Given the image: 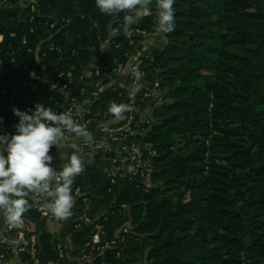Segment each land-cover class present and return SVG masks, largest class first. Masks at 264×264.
<instances>
[{
	"label": "trees",
	"instance_id": "trees-1",
	"mask_svg": "<svg viewBox=\"0 0 264 264\" xmlns=\"http://www.w3.org/2000/svg\"><path fill=\"white\" fill-rule=\"evenodd\" d=\"M8 1L16 7L21 0ZM151 7V15L135 20L130 38L111 35L117 22L95 0H38L37 11L22 17L1 12L0 79L24 90L35 71L36 83L43 82L19 110L44 103L59 113L81 105L92 64L95 83L108 84L142 33L157 32L155 0ZM174 9L175 29L144 60L140 91H110L91 108L93 119L106 121L112 102L141 112L149 92L158 93L162 101L151 119L126 114L117 125L133 132L126 145L145 147L149 182L83 167L71 195L79 188L88 202L79 199L81 207L67 217L69 241L38 236L41 262L56 261L62 243L68 256L61 264H78L95 232L83 223L86 207L109 238L127 223L131 228L125 243L96 255L94 264H264V0H176ZM65 85L74 89L70 97L61 92ZM7 116L19 122L14 112ZM36 205L28 199L32 217L39 216Z\"/></svg>",
	"mask_w": 264,
	"mask_h": 264
},
{
	"label": "clouds",
	"instance_id": "clouds-1",
	"mask_svg": "<svg viewBox=\"0 0 264 264\" xmlns=\"http://www.w3.org/2000/svg\"><path fill=\"white\" fill-rule=\"evenodd\" d=\"M176 0H155L156 31L171 33L175 29L174 4ZM153 0H95L100 13L111 15L117 23L111 35L132 34L131 26L137 18L151 15ZM123 16L121 17V14ZM143 73L135 72L134 86L130 95L141 89ZM129 107L123 103L112 102L108 112L115 119H123ZM19 122L15 133H0V214L12 227H20L23 214L27 211L29 192L46 195L50 202L47 207L57 218L71 215L73 197L71 195L74 179L82 171V161L76 152L67 157L66 162L54 168L50 150H58L67 140L66 133H74L91 139L83 126L74 122L66 112L53 111L44 103H37L30 112L13 109Z\"/></svg>",
	"mask_w": 264,
	"mask_h": 264
},
{
	"label": "built area",
	"instance_id": "built-area-1",
	"mask_svg": "<svg viewBox=\"0 0 264 264\" xmlns=\"http://www.w3.org/2000/svg\"><path fill=\"white\" fill-rule=\"evenodd\" d=\"M38 7V0H21L20 3L16 7H12L8 0H0V13L3 11H18L16 14L19 16H23L24 12L30 11L31 13H35ZM33 20V18L31 19ZM133 33V32H132ZM132 35V34H131ZM128 36L129 38L131 37ZM11 37H16L15 33L11 34ZM5 37L3 34H0V43L4 41ZM23 44H27V38L24 37L22 40ZM132 43V42H131ZM152 56V53L147 56V59ZM142 64V61L139 62ZM4 62L3 59L0 58V69L3 67ZM47 70L43 68L41 71V76H46ZM29 79V78H28ZM25 80L22 84L24 90L20 89L19 85L14 83L11 87L7 85L5 79H0V100L4 101L10 109L5 107H0V133L7 132L9 134L15 133V125L11 122L12 117L7 116V111L13 112V109H20L23 105L21 102L24 100V91L27 87L32 86V84L38 81L39 77L32 73L30 76V81ZM97 85L100 86L98 83ZM68 85L63 86L61 89L67 88ZM56 87V86H55ZM31 99V98H30ZM78 105H72L68 110H65L66 113H75V109ZM76 123L87 128L89 121L85 119V114H78L76 118ZM132 131L129 126H125L120 128V130L114 132L109 139L108 142L116 143L120 145V157L126 159L128 162L132 164V171L129 175L131 176H140V178L144 179L146 183L149 182V174L152 169V165L149 161L143 160L142 154L145 150V147H136L135 145L129 147L126 145L128 141V137L132 135ZM105 146V141L103 139H95L93 141L83 142L80 145V149L86 153L99 152L103 151ZM32 195L35 201L39 202L36 205V209L38 212L45 214L50 219H54L63 225L66 226L67 218H57L55 217L48 209L47 205L50 202L49 198L37 192H32ZM81 199L82 203L85 205L88 201L86 195L81 191V189H76L73 196V207L71 212L74 209L80 208L78 206L77 201ZM83 207V206H82ZM85 208V214L82 217L83 223L86 225H90L95 231L92 237L87 240L85 243L82 254L79 258H77L78 264H94L96 259V255L103 253L106 249H109L116 245L117 243H125L127 236L130 233V225L127 223L122 226L116 233L113 238H109L105 232V228L100 223H96L95 219L89 214V209ZM82 225L78 224L76 226L77 229L81 228ZM8 237L2 238L0 237V263L1 264H9L13 260H20L22 264H61V261L66 259L67 252L66 249L68 246L63 245L62 243L58 244V259L53 262L43 263L39 259V249L37 245L38 236L33 232L30 224L23 219V223L20 227H12L7 225ZM7 251L12 255V259L6 258ZM21 255H25L27 259H23Z\"/></svg>",
	"mask_w": 264,
	"mask_h": 264
},
{
	"label": "crops",
	"instance_id": "crops-1",
	"mask_svg": "<svg viewBox=\"0 0 264 264\" xmlns=\"http://www.w3.org/2000/svg\"><path fill=\"white\" fill-rule=\"evenodd\" d=\"M17 12L18 11H14V13ZM142 35L143 40L137 44L136 49L131 54L129 61L117 72V76L113 78L108 84L99 86L95 83V78L93 77L95 64H92L85 69L84 72L87 85L86 97L84 98L82 104L77 106L74 114H68L76 123L78 114L84 113L85 119L89 121L87 128H85V130L90 133L91 136V139L89 141H93L95 139H103L105 141L104 150L92 153L83 152L80 149V145L83 142L88 141H86L84 137L77 136L74 133H66L67 140L65 143H61L59 150L55 146L50 150V155L53 156L52 166L57 170H59V165L61 163L66 162L68 156H70L73 152H76L81 158L82 167H93L109 176L116 174L128 176L132 171V164L126 159L120 157V145L107 141V139H109L114 132L120 130V128H117V125L123 119H115L114 116H112L106 121H99L98 119L95 120L92 118L93 113H91V108L94 104L100 102L103 99L104 95L110 91H131L134 86L135 72H142V70H145L147 68V65L144 63L146 57L149 54L153 53L155 50H160L163 48V45L165 43L164 33L156 32L155 34L150 35L142 33ZM106 47L107 43L102 46L101 53L105 50ZM140 61H142V64L139 63ZM39 62V57H37V64ZM32 73L30 74V76H32ZM30 76L28 79L29 81ZM140 83L143 86L142 80ZM41 84H43V82L40 84L34 82L32 86L27 87L24 91V100L21 102V104L28 102L33 93L38 88V85ZM73 91L74 89L71 85L67 86V88L65 89H61V92L65 95V97H70ZM147 96L150 97L151 100L146 109L139 112L132 106V104H129V111L125 112L123 116L129 114L131 121L134 119H151L153 116L154 108L160 105L162 100L160 99L158 93L155 91H150ZM0 107L10 109L8 105L2 100H0ZM94 117L97 118L99 117V115L96 114ZM26 199L33 200L36 204H39V202L35 201L32 192H29ZM38 213L39 216L32 217L31 211L27 206V211L23 214V219L30 224L33 232L37 236L51 234L61 237L62 240L69 241L70 235L68 232V228L65 225L54 219H50L45 214H42L40 212ZM7 225L8 224L3 219V215L0 214V237L2 238L8 237ZM9 264H22V262L18 259H15Z\"/></svg>",
	"mask_w": 264,
	"mask_h": 264
},
{
	"label": "rangeland",
	"instance_id": "rangeland-1",
	"mask_svg": "<svg viewBox=\"0 0 264 264\" xmlns=\"http://www.w3.org/2000/svg\"><path fill=\"white\" fill-rule=\"evenodd\" d=\"M26 13V11L24 12V14ZM146 59H147V57H146Z\"/></svg>",
	"mask_w": 264,
	"mask_h": 264
}]
</instances>
